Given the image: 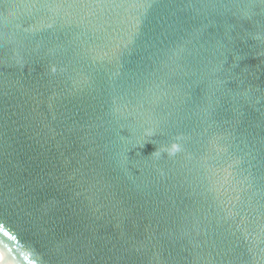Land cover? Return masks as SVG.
<instances>
[{"label":"water","instance_id":"obj_1","mask_svg":"<svg viewBox=\"0 0 264 264\" xmlns=\"http://www.w3.org/2000/svg\"><path fill=\"white\" fill-rule=\"evenodd\" d=\"M0 264H264V0H0Z\"/></svg>","mask_w":264,"mask_h":264}]
</instances>
